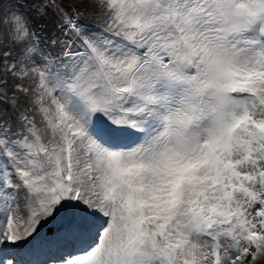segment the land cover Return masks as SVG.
I'll use <instances>...</instances> for the list:
<instances>
[{"label": "snow or ice", "instance_id": "obj_1", "mask_svg": "<svg viewBox=\"0 0 264 264\" xmlns=\"http://www.w3.org/2000/svg\"><path fill=\"white\" fill-rule=\"evenodd\" d=\"M33 10L51 36L0 22V264H264V0Z\"/></svg>", "mask_w": 264, "mask_h": 264}, {"label": "rangeland", "instance_id": "obj_2", "mask_svg": "<svg viewBox=\"0 0 264 264\" xmlns=\"http://www.w3.org/2000/svg\"><path fill=\"white\" fill-rule=\"evenodd\" d=\"M35 3H37V0H0V22H2V18L4 17L3 14L6 13L7 10H18L21 13H27L28 17L32 20L33 28H35L37 31L42 29L43 34L51 36L56 29V18L53 16L51 19H36V14L33 10V5ZM3 39L4 42L0 43V48L3 49L2 51L0 50L1 56L5 51L12 53L13 56H15L18 51H23L22 46L14 48L5 36ZM41 43H43V39H41ZM8 62L4 60V64ZM2 75L3 72H0V76ZM20 82L27 83V80L25 79L24 81ZM0 219H2V217H0Z\"/></svg>", "mask_w": 264, "mask_h": 264}, {"label": "clouds", "instance_id": "obj_3", "mask_svg": "<svg viewBox=\"0 0 264 264\" xmlns=\"http://www.w3.org/2000/svg\"><path fill=\"white\" fill-rule=\"evenodd\" d=\"M23 19V14L19 12L18 10H12L8 13V15L4 16L2 18V22L7 25L9 28L14 29L15 24L17 23V20ZM11 36V33H9V37ZM4 34L0 33V43L4 42ZM10 42V39H9Z\"/></svg>", "mask_w": 264, "mask_h": 264}, {"label": "trees", "instance_id": "obj_4", "mask_svg": "<svg viewBox=\"0 0 264 264\" xmlns=\"http://www.w3.org/2000/svg\"><path fill=\"white\" fill-rule=\"evenodd\" d=\"M0 50L2 51L3 49L0 48ZM4 54H5V52L3 53L2 56L0 55V65L4 64V60H6V62H8V60L5 58Z\"/></svg>", "mask_w": 264, "mask_h": 264}]
</instances>
